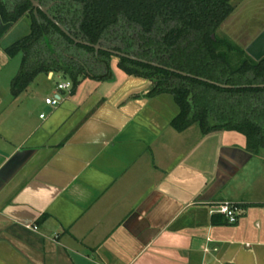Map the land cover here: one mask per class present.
<instances>
[{
	"label": "crops",
	"instance_id": "obj_1",
	"mask_svg": "<svg viewBox=\"0 0 264 264\" xmlns=\"http://www.w3.org/2000/svg\"><path fill=\"white\" fill-rule=\"evenodd\" d=\"M26 16L12 23L0 14V264H264V192L252 193L245 173L258 154L222 138L211 165L191 162L201 141L227 131L195 124L200 136L181 149L195 125L178 132L173 118L162 127L149 80L108 106L134 76L68 118L33 122L21 98L29 87L15 96L8 70L22 65L23 54L7 50L25 37L17 31ZM257 33L245 49L260 60L264 23ZM167 127L178 134L164 136ZM260 178L252 185L263 186ZM224 201L243 206L238 223L212 213Z\"/></svg>",
	"mask_w": 264,
	"mask_h": 264
},
{
	"label": "trees",
	"instance_id": "obj_2",
	"mask_svg": "<svg viewBox=\"0 0 264 264\" xmlns=\"http://www.w3.org/2000/svg\"><path fill=\"white\" fill-rule=\"evenodd\" d=\"M41 1L56 2L52 15L60 23L64 16L76 39L84 34L91 45L102 39L124 44L119 52L142 60L118 56V66L129 76L151 81L149 97L165 93L174 97L180 109L171 122L176 131L197 124L204 134L238 132L245 136L250 154L264 150V87H253L264 85V58L255 60L246 49L217 36L236 10L232 0ZM38 13L40 19L30 0H14L12 5L0 0L6 22L16 23L25 15L33 18L30 34L7 50L10 57L23 54L11 84L15 96L38 75L50 72L69 76L75 85L81 78H111L114 54L77 44L47 15Z\"/></svg>",
	"mask_w": 264,
	"mask_h": 264
},
{
	"label": "rangeland",
	"instance_id": "obj_3",
	"mask_svg": "<svg viewBox=\"0 0 264 264\" xmlns=\"http://www.w3.org/2000/svg\"><path fill=\"white\" fill-rule=\"evenodd\" d=\"M232 3L236 8H239L238 12L234 14V17H229L226 20L218 30L217 36L224 39L228 38L234 44L245 49L253 34L257 33L261 25L264 23V0H232ZM38 19H40V16ZM32 23V16H26L18 28V35L24 37L30 34V26ZM262 29L263 28H261V30ZM15 62H19V59ZM118 62L119 57L112 56L110 61L111 78L103 81L81 78L79 84L75 85L72 78L61 72L55 73V76L52 79H49L46 74L38 75L32 85L29 86L27 91L21 97L26 100L31 109L33 122H37V118L40 117V114H43L47 120L52 116L54 119L61 116L68 118L78 107H81L88 101L94 100L95 97L100 96L106 98L118 91L130 79L129 75L118 66ZM17 64L18 63H16V65ZM16 65L13 64L8 70L12 73L16 71L18 75L21 63H19L20 68H17L18 70H15V67H17ZM66 83H71L72 88L60 93L64 102H62L57 108L46 106L45 100L55 96L58 85ZM151 88L152 86L149 90H151ZM151 99L156 100L159 104L157 107H153L152 114L154 117H158L159 124H162V127L175 118L180 112L179 107L175 103L174 97L170 94H161L159 96L151 97ZM147 132H149L147 129L143 131V133ZM163 133L164 136H167L168 134H178L171 127L163 131ZM187 134L191 137L179 138L180 140H186V145L181 149L188 147L187 145H194L196 143L195 140L200 136L201 132L198 126L195 125L188 130ZM222 138L225 139L223 140L225 146L246 145V138L241 133L217 132L206 138L204 141H201L200 148H194L192 150L190 161H194L195 163L200 162V164L203 163V166L211 165L216 143ZM180 140L176 139V143L178 144ZM176 148V152L180 151L178 146ZM261 152L263 153H258V155L254 156L253 161L245 169L247 180L250 184L249 187L254 194H262V192H264L263 183V186L258 184L252 185L257 179H261L260 177H262L264 182V150Z\"/></svg>",
	"mask_w": 264,
	"mask_h": 264
},
{
	"label": "water",
	"instance_id": "obj_4",
	"mask_svg": "<svg viewBox=\"0 0 264 264\" xmlns=\"http://www.w3.org/2000/svg\"><path fill=\"white\" fill-rule=\"evenodd\" d=\"M34 6V14L35 16L38 18L39 15H38V10L40 9L41 11L44 12V14H46L50 20H52L65 34H67L68 36H70L77 44H83V45H86V46H91L93 48H95L97 51L99 50H105V51H108V52H111V53H115L116 55L118 56H123V57H127V58H130V59H133V60H137V61H142L138 58H135V57H132V56H128L126 54H122V53H117L115 51H110V50H107L105 48H103L101 46V44H107L113 48H117L118 46L116 44H110L108 43L105 39H102L97 45H91L87 42L84 41V34H81V37L79 39H76L73 37V35H71L69 29H67L65 26H63L57 19L54 18V16L50 13V10L52 8V6H54V3L51 4L50 6L48 7H43L39 0H30ZM119 47H123V44H121ZM143 62H146V61H143ZM155 66H158V64H153ZM183 76H187V77H192V78H197V77H194L190 74H187V73H183V72H177ZM199 80H202V81H205V82H210L206 79H203V78H197ZM133 81L136 82L137 84H143L145 85L144 87H146V85L148 86L149 83L147 82V80L145 79H142V78H134L132 77L130 79V81L127 82V84L109 101V103L107 104L108 106L110 105H115L118 101H120L121 99L125 98V96H127L129 93H127L129 91V89L132 88L133 86ZM213 84H216V85H219L221 87H224V88H229L230 86H226V85H220V84H217V83H214V82H211ZM253 87H264V85H254ZM102 112H103V109L100 110L98 112L97 115L94 116V120H97V119H101V115H102ZM92 120L90 123H93ZM94 123H97V122H94Z\"/></svg>",
	"mask_w": 264,
	"mask_h": 264
},
{
	"label": "built area",
	"instance_id": "obj_5",
	"mask_svg": "<svg viewBox=\"0 0 264 264\" xmlns=\"http://www.w3.org/2000/svg\"><path fill=\"white\" fill-rule=\"evenodd\" d=\"M71 88H72L71 83L59 84L55 96L53 98H47L45 100V104L49 107L57 108L58 106L61 105L63 100L60 92L70 90ZM41 118L42 119L45 118L43 114L41 115ZM263 209H264V205H263ZM244 211L245 210L242 205L229 201H224L216 204L214 206L212 213L223 215L227 219L229 224L234 225L238 223Z\"/></svg>",
	"mask_w": 264,
	"mask_h": 264
},
{
	"label": "flooded vegetation",
	"instance_id": "obj_6",
	"mask_svg": "<svg viewBox=\"0 0 264 264\" xmlns=\"http://www.w3.org/2000/svg\"><path fill=\"white\" fill-rule=\"evenodd\" d=\"M4 2H9L11 5H12V3H13V1L14 0H3ZM39 2H40V4L43 6V7H48V6H50L51 4H53L54 3V6H52V8H51V10H50V13L52 14V12H53V9H54V7H55V5H56V2H52V3H50L49 5H44L43 3H42V1L41 0H39ZM39 11H41L40 9L38 10V12ZM41 12H43V11H41ZM44 13V12H43ZM46 15V14H45ZM63 18H62V25L63 26H65L67 29H69V31H70V33H71V35H73V37L75 38V31L73 30H71L70 28H69V26H68V23H67V20H66V18L64 17V16H62ZM70 37V36H69ZM71 38V37H70ZM72 39V38H71ZM107 41V40H106ZM108 43H110V44H113L112 42H109V41H107ZM114 44H116V43H114ZM118 47L117 48H113V47H111V46H109V45H107V44H102V46H103V48L105 47L107 50H110V51H115V52H117V53H122V52H119L118 50H119V48H122V49H124L125 48V46H124V44H123V47H119L120 46V44L118 45V44H116ZM105 51V50H104ZM108 52V51H107ZM111 53V52H110ZM112 54H114L115 56H118V55H116L115 53H112ZM122 54H124V53H122Z\"/></svg>",
	"mask_w": 264,
	"mask_h": 264
}]
</instances>
